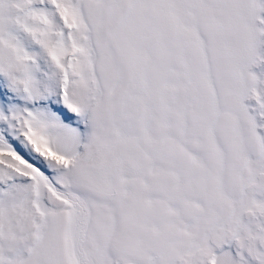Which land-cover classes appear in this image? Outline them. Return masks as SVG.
<instances>
[{"label":"snow or ice","instance_id":"obj_1","mask_svg":"<svg viewBox=\"0 0 264 264\" xmlns=\"http://www.w3.org/2000/svg\"><path fill=\"white\" fill-rule=\"evenodd\" d=\"M0 264H264V0H0Z\"/></svg>","mask_w":264,"mask_h":264}]
</instances>
